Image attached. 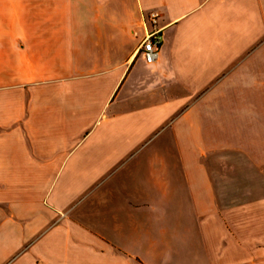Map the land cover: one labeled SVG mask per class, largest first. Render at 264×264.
<instances>
[{
	"label": "crops",
	"instance_id": "1",
	"mask_svg": "<svg viewBox=\"0 0 264 264\" xmlns=\"http://www.w3.org/2000/svg\"><path fill=\"white\" fill-rule=\"evenodd\" d=\"M0 264H264V0H0Z\"/></svg>",
	"mask_w": 264,
	"mask_h": 264
},
{
	"label": "built area",
	"instance_id": "2",
	"mask_svg": "<svg viewBox=\"0 0 264 264\" xmlns=\"http://www.w3.org/2000/svg\"><path fill=\"white\" fill-rule=\"evenodd\" d=\"M159 13L151 11L144 17L146 33L141 41L139 51L147 63H154L163 45V28L160 27Z\"/></svg>",
	"mask_w": 264,
	"mask_h": 264
}]
</instances>
